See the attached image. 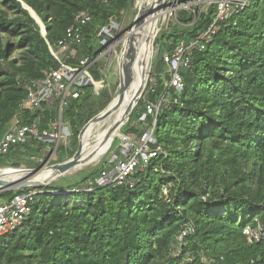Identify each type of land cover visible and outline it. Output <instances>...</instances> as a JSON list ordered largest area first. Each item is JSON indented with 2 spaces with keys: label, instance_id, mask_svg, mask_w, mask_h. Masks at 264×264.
<instances>
[{
  "label": "trees",
  "instance_id": "trees-1",
  "mask_svg": "<svg viewBox=\"0 0 264 264\" xmlns=\"http://www.w3.org/2000/svg\"><path fill=\"white\" fill-rule=\"evenodd\" d=\"M132 7L133 0H0V138L27 97L26 85L59 68L50 46L58 51L78 14L88 11L92 19L76 58L67 61L72 65L97 59L101 30ZM27 8L42 21L45 37ZM192 20L180 13L156 41L159 57L182 42L205 45L194 48L190 66L180 71L184 90L166 86L170 75L158 57L127 127L141 137L147 128L135 123L142 126L147 106L163 100L152 145L162 154L132 178L133 188L86 191L103 162L48 186L1 193L4 202L37 193L23 228L0 238L3 264H264V0H248L233 19L216 24L210 39L204 36L215 9ZM92 74L105 83L99 61ZM96 95L88 86L79 99L67 100L63 121L74 143L58 149V163L74 157L83 128L111 103L105 92ZM55 117L47 109L41 129ZM147 121L152 126L153 118ZM44 151L37 140L25 142L7 155V166L19 168ZM248 228L260 231V241H249Z\"/></svg>",
  "mask_w": 264,
  "mask_h": 264
},
{
  "label": "built area",
  "instance_id": "built-area-1",
  "mask_svg": "<svg viewBox=\"0 0 264 264\" xmlns=\"http://www.w3.org/2000/svg\"><path fill=\"white\" fill-rule=\"evenodd\" d=\"M247 5L248 0H194L191 6H186V4L181 3V0H164L163 2V7L167 6V12L176 19V22H178V13L182 9L189 10L193 19L191 25L197 23L202 15L208 14L214 8V23L204 36V38L208 37L209 39L211 35L215 34L218 22L233 19ZM91 19L90 12H81L59 42L58 51L50 46V51L59 63V68L51 70L39 82L26 85L27 97L22 102L18 115L0 138V161L21 144L33 140L43 144L44 150L51 154L55 153V155L60 147H68L71 144L72 127L68 122L63 121V110L67 105V100L79 99L85 87L92 86L96 92L104 85L103 80L96 81L92 74V67L99 61L103 53L93 61L90 57H84L78 59L76 65L67 62L71 58H76L78 48L83 45L84 41L83 28ZM121 30V23L112 19L109 25L104 27L98 35L102 49H109ZM195 47L200 50L205 49V45L202 44L182 42L175 47L172 53L163 56L170 75L167 87L173 88L177 92L184 90V81L180 71L190 66ZM162 104L163 100L156 105L149 104L147 106L146 113L141 118L142 127L147 128L146 132L139 140L131 137L126 138L119 153H114L109 167L101 171L94 181L88 182L86 191L111 185L123 186L126 183L130 184V188L135 186L132 178L144 172L151 161L162 154L161 148H152V145L156 144L153 135ZM47 109L53 111L56 117L50 120L49 128L41 129L40 121ZM150 117L153 118L152 126H148L147 120ZM2 176L3 170L0 169V177ZM36 194V192L19 194L9 201L0 203V238L23 228L32 212V204ZM187 232L192 233L193 229L188 227ZM244 234L250 242L260 241L259 230L248 228ZM185 235L183 234V236ZM0 264H3L1 260Z\"/></svg>",
  "mask_w": 264,
  "mask_h": 264
},
{
  "label": "rangeland",
  "instance_id": "rangeland-1",
  "mask_svg": "<svg viewBox=\"0 0 264 264\" xmlns=\"http://www.w3.org/2000/svg\"><path fill=\"white\" fill-rule=\"evenodd\" d=\"M146 1L147 0H138V1L133 0V7L128 12H126L124 14V16L120 22L122 25V30L119 33L117 39L112 42V45L109 49H101L100 50L101 53H103V55H102V57H100L99 63H100V67H101V71L103 73V79L105 80V83L103 85V88L97 89V91H96L97 95L96 96H98L99 93L105 92V100H111V103L108 105V107L113 102L116 101V99L118 98L119 93H120V83H121L120 63H121L123 54L127 48V40H126L127 34L132 30L133 26L135 25L136 15L138 14V11H139V9H141L142 6L147 4ZM157 1L158 0H150L149 5L152 3H157ZM192 1H194V0H181V3L186 4V6H191ZM160 11H161V13L164 12L165 14L161 15L162 17L161 16L159 17L157 27L154 31L155 38L152 39L153 50H152V64L150 66V73H152V71H153L155 59H157L159 57V49L157 47V42H156L158 35L162 31L172 30V27L176 24V19L174 17L170 16V13L167 12V6H164L162 9H160L159 13H160ZM182 12H186L191 16V13L187 9H182V11H180L178 13V16ZM32 14L36 17L39 25L41 26L42 31H45V29H44L45 27H44L42 21L35 15V13H32ZM153 17H151L150 19H152ZM146 23H147V20L142 25V28H144L147 25ZM131 35L135 36V38H136V43L134 44L136 54H135L134 63L132 65V72H133V76H134L142 50L140 49V35L138 32V29L136 31H134ZM165 72L166 73L169 72L168 67H166ZM150 77H151V74H150ZM148 81L153 82L152 79L149 78V76H148ZM148 81H147V83H148ZM147 83H146L145 88H144L145 90L147 87ZM108 107L106 109H108ZM136 107H137V105L135 106L134 110L136 109ZM134 110H133V112H134ZM104 111H101L98 115L102 114ZM133 112L131 113L127 122L120 129L121 136L116 138V140L113 142V144L111 146V149L107 152V154H105L102 158L98 159L97 161H95L92 164L82 166V167L78 168L77 170L72 171L71 174L67 175L66 177H74L80 171H84V170L89 171L92 169L99 168V166L103 162L105 165L104 169L108 168L111 161H112L114 153L115 154L119 153V151L121 149V145L124 143V140L126 138L131 137V138H134L135 140H139L140 137L137 134L130 133L127 129ZM112 120H113V117H110L107 120L99 123V125L96 124V127H95V129L93 131V135H92V141H96L97 136L108 127V125L110 124V122ZM134 126L139 128V129H143V127L139 123H135ZM73 143L74 142L71 141L72 145H73ZM72 145H70V146L72 147ZM78 149H79V144H78ZM90 149H92V148H90ZM43 155H44V157H42L41 159L40 158L24 159L19 168H12V169H11V167L7 166V156H5V157H3L2 161L0 162V169L1 170H8V171H15V172H21V171H16V170H25V169L40 170L35 176L32 177V178H35L40 173H42L46 170H49L53 165L60 164V163H58L57 153L55 155V153L51 154L49 151L45 150L43 152ZM27 175H28V173L23 172L22 174L18 175V177L16 179H17V181L23 180ZM59 179L57 181H59ZM62 184H65V183H62ZM8 192H16V191H8ZM0 202H4V200H1ZM177 255H178V250H177V247H175L174 250L172 251V256L175 257Z\"/></svg>",
  "mask_w": 264,
  "mask_h": 264
},
{
  "label": "water",
  "instance_id": "water-1",
  "mask_svg": "<svg viewBox=\"0 0 264 264\" xmlns=\"http://www.w3.org/2000/svg\"><path fill=\"white\" fill-rule=\"evenodd\" d=\"M164 0H158L157 3H152L150 5H143L141 9H139L138 14L136 15L135 25L133 26L132 30L127 34V48L123 54L120 68H121V83H120V93L118 96V100H122L124 95L129 88L133 72H132V65L135 60V48L134 44L136 43L135 36L131 35L137 29H140L141 26L146 22V20L153 17L160 9L163 8ZM31 14L34 13L30 8H27ZM36 15V14H35ZM32 16L36 19V17L32 14ZM37 21V19H36ZM38 22V21H37ZM45 29V28H44ZM43 36H46V29L42 31ZM159 60H163V56L159 57ZM150 75V73H149ZM145 89L139 91L138 95L133 100L132 106L128 113V119L133 112L135 106L138 104L139 100L142 98ZM116 106L112 103L108 109H106L102 114L94 117L81 131L79 135V149L74 157L66 162L53 165L49 170H51V175L43 180H36L32 178L35 176L40 170H16L21 172H26L28 175L19 182H11L6 179L0 177V193L8 192V191H23L30 188L35 187H44L51 185L52 183L56 182L61 177H66L67 175L71 174L72 171L77 170L82 166H86V159L83 158L84 149H83V139L85 136L88 127L92 124H99L105 120H107L116 110ZM126 123V122H125ZM124 123V124H125ZM122 128V127H121Z\"/></svg>",
  "mask_w": 264,
  "mask_h": 264
},
{
  "label": "bare ground",
  "instance_id": "bare-ground-1",
  "mask_svg": "<svg viewBox=\"0 0 264 264\" xmlns=\"http://www.w3.org/2000/svg\"><path fill=\"white\" fill-rule=\"evenodd\" d=\"M149 1L150 0L146 1V5H149ZM155 13L156 14L152 19L147 20V25L144 28L141 26L142 29H138L140 35V49L142 50H140L141 56L135 74L132 78V82L126 91L124 98L120 101L116 99V101L113 102L114 106L117 107L114 113L110 116L113 117V120L110 122L108 127L97 136L96 141H92L93 131L96 127L95 124L94 128L83 142V149L85 151L83 158L86 159V165L94 163L107 154L116 138L121 136L120 129L128 120V113L133 100L138 95L139 91L145 88L150 73V66L152 64V39L155 38L154 31L157 27L159 17L165 14L164 12L161 13V11L160 13L159 11ZM22 173L23 172L3 170L2 178L11 182H19L16 178ZM50 175L51 170H46L37 175L36 180H43Z\"/></svg>",
  "mask_w": 264,
  "mask_h": 264
},
{
  "label": "crops",
  "instance_id": "crops-1",
  "mask_svg": "<svg viewBox=\"0 0 264 264\" xmlns=\"http://www.w3.org/2000/svg\"><path fill=\"white\" fill-rule=\"evenodd\" d=\"M41 176H43V175H41Z\"/></svg>",
  "mask_w": 264,
  "mask_h": 264
}]
</instances>
